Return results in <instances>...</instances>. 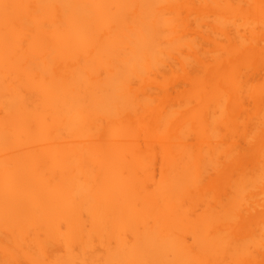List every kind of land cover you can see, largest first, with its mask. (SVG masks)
<instances>
[{
	"label": "bare ground",
	"instance_id": "1",
	"mask_svg": "<svg viewBox=\"0 0 264 264\" xmlns=\"http://www.w3.org/2000/svg\"><path fill=\"white\" fill-rule=\"evenodd\" d=\"M0 264H264V0H0Z\"/></svg>",
	"mask_w": 264,
	"mask_h": 264
}]
</instances>
